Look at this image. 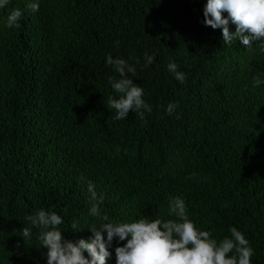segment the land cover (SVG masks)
<instances>
[{
    "label": "trees",
    "instance_id": "obj_1",
    "mask_svg": "<svg viewBox=\"0 0 264 264\" xmlns=\"http://www.w3.org/2000/svg\"><path fill=\"white\" fill-rule=\"evenodd\" d=\"M31 2L0 9V264H47L39 230L27 244L20 231L39 210L63 216L64 238L88 240L105 214L175 219L170 196L218 241L236 227L254 249L252 264H264L259 42L224 44L222 28L203 23L207 0H38L36 12ZM15 8L20 27L9 29ZM145 53L154 57L147 67ZM109 54L136 67L128 75L152 107L144 120L112 118L107 98L119 94L109 80L120 77ZM169 103L179 105L171 115ZM89 182L103 197L101 217L89 215ZM124 243L113 240L107 264H117Z\"/></svg>",
    "mask_w": 264,
    "mask_h": 264
},
{
    "label": "clouds",
    "instance_id": "obj_2",
    "mask_svg": "<svg viewBox=\"0 0 264 264\" xmlns=\"http://www.w3.org/2000/svg\"><path fill=\"white\" fill-rule=\"evenodd\" d=\"M9 3L10 0H0V9H5ZM39 7L38 0L28 4L33 12L39 11ZM224 13H227V17ZM22 16L19 8L12 9L7 14L6 27L19 28ZM203 23L212 29L222 28L224 44L239 40L250 48L254 42H259L258 47L264 51V0H207ZM230 23L235 25V32L230 31ZM153 61L154 57L145 53L144 66L151 65ZM136 62L139 63V60ZM106 63L113 66L120 77L109 80L119 94L118 98H107L106 106L115 113L112 118L123 120L130 112H135L144 120L145 112L151 113L152 107L143 99V88L128 75L135 76L136 67L125 59H114L111 54L107 56ZM167 67L178 81L184 82L185 74L177 71L175 63H169ZM262 84L264 80L254 78L253 87ZM178 106V103H169L167 113L173 114ZM88 191L89 215L101 217L103 197L98 198L91 182L88 183ZM168 214L175 219H150L144 216L133 222H110L105 214L101 217L104 222L99 227L94 224L88 227L92 238L72 241L64 238L60 230L64 223L62 215L55 211L39 210L25 217L30 226H24L20 231L27 244L33 229L39 230L40 247L47 248V264H107L112 255L109 247L115 238L126 241L115 248L117 264H252L254 249L236 227L230 228V237L219 241L212 238L210 231L200 230L189 218L186 203L178 196L169 197ZM72 227L80 228L77 223H72Z\"/></svg>",
    "mask_w": 264,
    "mask_h": 264
}]
</instances>
